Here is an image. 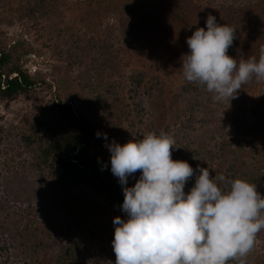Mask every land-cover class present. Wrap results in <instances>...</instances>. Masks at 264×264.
<instances>
[{
  "label": "rangeland",
  "instance_id": "rangeland-1",
  "mask_svg": "<svg viewBox=\"0 0 264 264\" xmlns=\"http://www.w3.org/2000/svg\"><path fill=\"white\" fill-rule=\"evenodd\" d=\"M122 4L147 23L135 25L129 46L119 37ZM208 15L236 30L227 55L259 59L264 0H0V48L43 81L0 102V264H54L74 243L79 264H115L113 219L126 214L84 187L60 190L33 167L34 152L20 139L66 127L51 109L57 100L101 133L109 163L113 141L164 132L175 140L173 160L208 168L220 187L221 176L245 180L264 196V81L253 77L235 98L217 100L182 74L186 40L206 29ZM233 259L264 264V229L246 257Z\"/></svg>",
  "mask_w": 264,
  "mask_h": 264
},
{
  "label": "clouds",
  "instance_id": "clouds-1",
  "mask_svg": "<svg viewBox=\"0 0 264 264\" xmlns=\"http://www.w3.org/2000/svg\"><path fill=\"white\" fill-rule=\"evenodd\" d=\"M235 32L208 15L206 29L197 28L186 40L184 78L214 93L217 100L235 98L253 77L264 81V47L258 60L237 61L227 55ZM174 144L167 133L149 132L124 145H106L111 172L123 188L122 211L127 217L113 219L115 264H227L246 257L264 229V196L242 179L221 176L225 187L218 186L208 168L194 170L186 161L173 160ZM138 171L139 179L127 187L129 176ZM195 172V184L186 193ZM239 264H245L244 259Z\"/></svg>",
  "mask_w": 264,
  "mask_h": 264
},
{
  "label": "trees",
  "instance_id": "trees-1",
  "mask_svg": "<svg viewBox=\"0 0 264 264\" xmlns=\"http://www.w3.org/2000/svg\"><path fill=\"white\" fill-rule=\"evenodd\" d=\"M121 7L122 25H119V37H122L125 45H128L130 38L135 35V25L138 24L140 28L139 24L145 26L147 23L136 22L141 16L135 13L136 11L126 13L124 4ZM109 8L115 9V3L109 5ZM148 12L149 10L143 9L141 14L146 15ZM177 16L169 18L172 25ZM132 19H135L134 23L131 22ZM90 27L92 28L91 25ZM82 43L84 44V39ZM19 61V56L14 57L11 51L0 48V102H12L20 95L28 94L43 82L29 75ZM51 109L65 122L66 127H61L60 131L54 130L49 136L39 132L20 136L25 147L34 152L33 167L41 174H45L62 191L84 187L105 196L108 205L122 209L123 188L118 178L111 172L109 157L101 147L98 148L102 146L97 144L100 136L97 137L96 131L84 118L74 112L70 104L57 100L52 104ZM253 113L257 114L256 111ZM126 186L132 187L134 183L128 180ZM21 235L24 237L25 231ZM77 248L76 243L69 246L55 257L54 264H79ZM227 264H236V261L230 259Z\"/></svg>",
  "mask_w": 264,
  "mask_h": 264
}]
</instances>
